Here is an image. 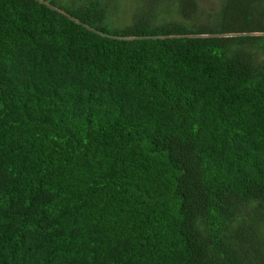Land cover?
<instances>
[{
	"label": "trees",
	"instance_id": "16d2710c",
	"mask_svg": "<svg viewBox=\"0 0 264 264\" xmlns=\"http://www.w3.org/2000/svg\"><path fill=\"white\" fill-rule=\"evenodd\" d=\"M122 2L0 0V264H264V0Z\"/></svg>",
	"mask_w": 264,
	"mask_h": 264
},
{
	"label": "rangeland",
	"instance_id": "374dc122",
	"mask_svg": "<svg viewBox=\"0 0 264 264\" xmlns=\"http://www.w3.org/2000/svg\"><path fill=\"white\" fill-rule=\"evenodd\" d=\"M62 1H66V0H62ZM200 7L202 8V10H204L205 14L208 13L209 10H212V8L216 5V0H197ZM138 4L140 3V0H123V5L122 6V15L121 17L123 18L122 19V25H126V24H129L131 19H132V16H133V13L132 12H135V9H136V6H137V3ZM125 4L128 5V7H125ZM207 16V15H205Z\"/></svg>",
	"mask_w": 264,
	"mask_h": 264
},
{
	"label": "crops",
	"instance_id": "0c3cea01",
	"mask_svg": "<svg viewBox=\"0 0 264 264\" xmlns=\"http://www.w3.org/2000/svg\"><path fill=\"white\" fill-rule=\"evenodd\" d=\"M48 1V0H47Z\"/></svg>",
	"mask_w": 264,
	"mask_h": 264
}]
</instances>
